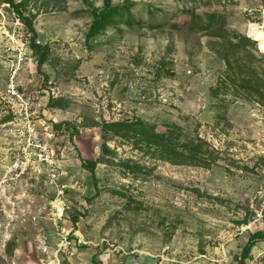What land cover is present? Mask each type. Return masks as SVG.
<instances>
[{
  "label": "rangeland",
  "instance_id": "obj_1",
  "mask_svg": "<svg viewBox=\"0 0 264 264\" xmlns=\"http://www.w3.org/2000/svg\"><path fill=\"white\" fill-rule=\"evenodd\" d=\"M16 1L34 16L37 42L51 55L45 83L26 30L0 0V264L49 262L41 235L50 231L56 186L67 205L62 225L84 248L145 264H236L248 234L264 230L253 223L264 206V108L230 88L215 54L220 41L187 25L192 14L221 17L227 31L261 38L264 60V0ZM105 10L117 17L87 41L94 15ZM51 99L67 109L48 107ZM24 111L33 142L53 151L55 184L34 152L24 159ZM138 119L158 132L175 125L182 141L197 137L216 163L172 165L114 137V164L129 160L145 175L98 165L95 188L78 158L97 159L100 133L82 126ZM61 122L78 128L72 141L54 139L51 125ZM247 219L250 228L241 232ZM250 263L264 264V242Z\"/></svg>",
  "mask_w": 264,
  "mask_h": 264
},
{
  "label": "trees",
  "instance_id": "obj_2",
  "mask_svg": "<svg viewBox=\"0 0 264 264\" xmlns=\"http://www.w3.org/2000/svg\"><path fill=\"white\" fill-rule=\"evenodd\" d=\"M3 4L12 10L18 22L26 30L28 49L36 65V71L43 76L44 82L47 83L48 77L42 72V68L48 63L51 53L47 45L42 46L37 42L34 16L27 14L22 4L16 0H3ZM113 15L106 10L94 15L85 36L86 40H91L97 36L103 23H113L115 20L113 17H117ZM187 31L210 34L212 37L218 39L220 42H217L218 49L215 54L225 66V73L230 88L234 93L242 96L247 101L254 102L264 108V60L262 56H258L261 38H257L256 40L251 39V42L243 35L227 31L223 18L208 14L190 15ZM258 67L260 68L259 72H257ZM60 102V100L51 99L48 102V107L60 110L67 109L68 104L62 105ZM82 128H97L100 133L101 144L97 159L90 161L80 156L78 158L82 170L91 175L95 188L97 183L95 170L98 165L119 167L131 174L145 175L142 167L131 163L129 160H123L114 164L115 153L108 146V143L114 137L131 140L136 149L146 148L147 152L151 153L154 159L158 158V160L172 165L195 166L208 169L218 159L213 155V152L208 151L203 146V142L197 137L182 141L178 128L175 125H166L163 132H158L156 125L148 124L140 119L117 122L101 120L89 126H82ZM51 131L54 139L67 135L69 141H72L79 133L78 128L69 122L52 124ZM96 197H98L97 191L94 198ZM262 214L263 220L261 224L264 225V209ZM72 222L75 225L77 218H72ZM243 224L245 226L251 225V219L245 220ZM260 242H264V230L257 229L250 232L245 245L240 250L236 264H249L252 261V250ZM81 247L83 248L84 246ZM6 253L11 255V251H8V249Z\"/></svg>",
  "mask_w": 264,
  "mask_h": 264
},
{
  "label": "built area",
  "instance_id": "obj_3",
  "mask_svg": "<svg viewBox=\"0 0 264 264\" xmlns=\"http://www.w3.org/2000/svg\"><path fill=\"white\" fill-rule=\"evenodd\" d=\"M11 94L16 96L13 88L11 89ZM15 98L22 101L18 96ZM22 120L25 124V135L27 136L25 148L23 150L24 159L27 162L30 153L34 152L31 155L34 156L35 161L45 166L48 171L47 174L50 182L55 184L57 176L55 174V170L53 169L54 161L52 149L46 144L33 142L32 138L34 137V126L26 111H24ZM66 208L67 205L64 200V191L56 186L54 198L49 203V209L46 214V220L48 226L50 227V231L41 235L42 246L40 247V251L42 255L47 256L49 264H61L64 260L68 261L74 254L73 252L76 243L73 238H71L72 232L70 230H66L62 225L65 218ZM263 209L264 206L254 212L253 223L262 222ZM249 228L250 226H245L244 228H241V232H244Z\"/></svg>",
  "mask_w": 264,
  "mask_h": 264
},
{
  "label": "crops",
  "instance_id": "obj_4",
  "mask_svg": "<svg viewBox=\"0 0 264 264\" xmlns=\"http://www.w3.org/2000/svg\"><path fill=\"white\" fill-rule=\"evenodd\" d=\"M73 253V256L68 261L64 260L61 264H145L146 262L143 258L138 259L137 262L132 259H122V256L108 249H103V247L82 248L80 243L75 245Z\"/></svg>",
  "mask_w": 264,
  "mask_h": 264
}]
</instances>
